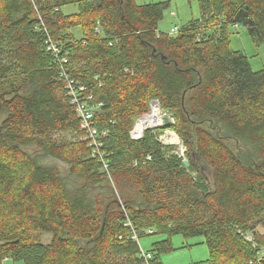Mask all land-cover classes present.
<instances>
[{"label": "trees", "instance_id": "obj_1", "mask_svg": "<svg viewBox=\"0 0 264 264\" xmlns=\"http://www.w3.org/2000/svg\"><path fill=\"white\" fill-rule=\"evenodd\" d=\"M195 1L170 35L169 1L0 0V264H144L154 234L149 264L178 235L203 238L196 264H264V69L230 46L237 26L264 45V0ZM153 100L173 121L132 140Z\"/></svg>", "mask_w": 264, "mask_h": 264}, {"label": "rangeland", "instance_id": "obj_2", "mask_svg": "<svg viewBox=\"0 0 264 264\" xmlns=\"http://www.w3.org/2000/svg\"><path fill=\"white\" fill-rule=\"evenodd\" d=\"M166 1H169V7L164 11L163 18L157 25L158 31L174 35V30L176 28H180L191 19L199 18L200 10L198 3L195 0H135L138 5ZM63 11L65 14L74 13L76 12V8L74 6H66L63 8ZM72 32L76 36L79 35V32L77 30H74ZM230 46L233 50L240 51L248 57L249 65L252 71L264 69V45L256 44L254 41H252L251 37H249L243 26L230 28ZM150 105L151 102L149 106ZM151 111L152 110L150 106V110L146 114H149ZM172 121L173 119H171V122ZM159 128H161V126ZM172 134L176 136L177 139H179L172 129H163L162 132L158 133V138L160 142L165 146H176V149L174 150H176L177 153L182 156L185 148L182 146L180 140H178V144H171V142L175 141ZM29 151L31 153H36L37 150L35 148H30ZM43 163L54 164L59 168L63 175L67 174L66 166L58 161L52 160L50 158H45L43 160ZM150 232L151 231H148V233ZM256 232L263 236L262 238L264 239V226L259 225L256 228ZM49 239V234H46L42 237V240L44 242H48ZM163 239H165L164 235H147L140 237L138 239V244L141 251L147 252L151 249V246L154 242L161 241ZM171 243L174 250L170 253L160 256L159 259L162 264H196L208 258L207 247L203 243V238L201 237L184 239L182 236L178 235L171 238Z\"/></svg>", "mask_w": 264, "mask_h": 264}, {"label": "built area", "instance_id": "obj_3", "mask_svg": "<svg viewBox=\"0 0 264 264\" xmlns=\"http://www.w3.org/2000/svg\"><path fill=\"white\" fill-rule=\"evenodd\" d=\"M177 30V28L174 30V32ZM49 49L54 50L55 46L50 45ZM72 82H69L68 88H69V93L68 96H70V103L75 106V112L77 117L81 120V128L85 129L89 133V137L95 142V131L90 129L89 126V120L92 118V112L91 110L87 107L86 102L80 101V99L77 96V92H84L85 87L82 85H78ZM88 100L91 99L90 97L87 98ZM151 112L149 114L141 115L135 120L134 126L132 130L129 132L130 133V138L132 140H139L142 138L143 133L145 130L149 129V127L153 125L161 126L162 124V118L166 116L160 109L159 103L156 100H153L151 102ZM157 110L158 120H155L154 124H150L149 121H147L148 117L152 115L154 110ZM159 121V123H157ZM141 256L144 259V264H149L148 261L150 260L151 256L147 252L141 251Z\"/></svg>", "mask_w": 264, "mask_h": 264}, {"label": "water", "instance_id": "obj_4", "mask_svg": "<svg viewBox=\"0 0 264 264\" xmlns=\"http://www.w3.org/2000/svg\"><path fill=\"white\" fill-rule=\"evenodd\" d=\"M171 117L170 116H164L163 118H162V125H161V127H169V125H170V123H171ZM160 126H157V125H153V126H151V127H149V129H156V128H159ZM179 140V139H178ZM181 152H182V150H181ZM183 165L185 166V167H188L189 166V164H188V162H187V160H183Z\"/></svg>", "mask_w": 264, "mask_h": 264}, {"label": "bare ground", "instance_id": "obj_5", "mask_svg": "<svg viewBox=\"0 0 264 264\" xmlns=\"http://www.w3.org/2000/svg\"><path fill=\"white\" fill-rule=\"evenodd\" d=\"M158 116H159V114H157V111L154 110L153 111V114L148 117L147 121H149L150 124H154L155 123V120L158 118ZM157 123H159V121ZM172 136L174 137L175 141L174 142H171V144H178V139L173 134H172ZM173 137H172V140H173Z\"/></svg>", "mask_w": 264, "mask_h": 264}, {"label": "crops", "instance_id": "obj_6", "mask_svg": "<svg viewBox=\"0 0 264 264\" xmlns=\"http://www.w3.org/2000/svg\"><path fill=\"white\" fill-rule=\"evenodd\" d=\"M11 263H14V264H20L21 262H14V261H12V260H10V259H7V260H5V261L3 262V264H11Z\"/></svg>", "mask_w": 264, "mask_h": 264}]
</instances>
